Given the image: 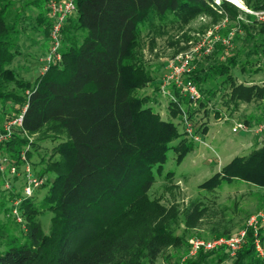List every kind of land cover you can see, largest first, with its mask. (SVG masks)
I'll return each mask as SVG.
<instances>
[{
	"label": "trees",
	"instance_id": "obj_1",
	"mask_svg": "<svg viewBox=\"0 0 264 264\" xmlns=\"http://www.w3.org/2000/svg\"><path fill=\"white\" fill-rule=\"evenodd\" d=\"M51 1L38 0L30 5L39 10L35 21L46 27L48 39L53 26ZM215 1L77 0L76 16H70L63 28L62 62L33 81H26L8 67L17 55L21 30L15 20L8 21L9 4H3L0 105L7 116L3 121L19 116L26 108L22 128L5 145L3 153L20 164L22 151L30 145L28 136L55 131L66 134L68 140L57 148L63 160L51 165L33 161V144L27 151L35 174L45 179L43 187L48 190L42 200L35 196L23 202L25 240L11 239L8 249L0 253V264H157L167 245L177 242L176 230L169 222L155 224L136 219L135 227L125 226L134 214L143 217L141 203L157 177L163 175L169 152L178 154L180 165L196 144L192 138L187 140V133H181L173 121L187 109L190 116L193 114L188 108L190 100L175 86L169 88L172 119H164L148 104L149 98L133 96L148 84L162 92V82L156 85L154 69L147 68L138 54L140 29L151 31L160 25L181 30L207 16V27L219 26L222 37L235 33L234 37L242 40L243 33V39L257 41L259 35L253 54L258 49L264 51V23L224 0L218 5ZM245 5L255 12L264 11V0H245ZM225 49V45L216 43L212 56L196 60L191 79L201 94L211 95L207 87L210 80L224 78L223 83L232 89L229 97L235 106L264 98V87L236 84L232 70L241 66L242 55L240 50ZM210 60L212 64L207 65ZM4 123H0V132ZM195 134H200L199 130ZM237 183L264 191V140L261 147L236 157L199 188L211 194L224 185ZM1 196L0 208L9 212L6 204L15 195L4 191L0 173ZM202 206L203 201L194 200L186 221ZM44 211L53 214L49 234L40 221ZM5 234L0 228V236L4 238ZM230 236L227 229L215 238ZM258 237L264 246V231ZM255 239L254 231L248 230L246 243L234 258L220 248L200 251L186 264H221L229 259L234 260L233 264H264Z\"/></svg>",
	"mask_w": 264,
	"mask_h": 264
},
{
	"label": "rangeland",
	"instance_id": "obj_2",
	"mask_svg": "<svg viewBox=\"0 0 264 264\" xmlns=\"http://www.w3.org/2000/svg\"><path fill=\"white\" fill-rule=\"evenodd\" d=\"M37 1L0 0V9L4 3L8 2L9 4L7 7L8 21L12 23L15 20V24L21 30L17 43V55L8 67L26 81H33L42 73V70L39 72V69L42 68L41 60L47 54L45 48L50 46L46 27L40 26L35 21L39 10L30 6ZM221 1L223 0H216L215 3L218 5ZM224 1L255 16L251 12H256L246 7L245 0H241L244 8L228 0ZM40 16L38 15V17ZM75 16L76 14L72 17ZM255 18L259 23H264V19H259L257 16ZM242 19L245 20L244 17ZM209 22L210 18L205 16L192 21L181 30L172 26L163 28L160 25L151 31L146 28L140 29L138 54L141 55L142 62L147 68L154 69L153 72L157 78L156 85L161 84L167 72L168 63L176 55L189 52L195 46L206 41L207 47L197 59L212 56L214 49L208 50L211 46L210 40L214 38V35L220 37L218 43L226 46L225 52L240 50L242 55L240 63L242 64L232 70L236 84H256L264 87V51L258 49L257 54H253L254 44L260 42V36H257V41L243 39V33H240L242 40L234 37L235 33H231L230 37H222L219 33V26L207 27ZM223 40H229L230 45L229 41ZM228 45L229 47H227ZM211 58L214 60V56ZM219 59L224 60L223 57ZM211 60L207 65L212 64ZM223 80L224 78L210 80L207 87L210 88L211 95L202 94V98L197 104L189 103L188 108L193 113L191 116L188 114L189 110L184 107L183 110H187L181 112V116L178 118L173 119L178 124L181 133L185 132L186 121H190L193 131L199 130L200 141L193 140L196 143L194 150L182 159L180 165L177 163L178 154L174 151L169 152L163 175L157 177L153 189L149 192L146 200L141 203L145 210L143 217H138L136 213L132 219L125 222V226L135 227L136 219H145L151 220L155 224L169 222L170 226L175 228L178 236L177 242L167 245L157 264H186L190 243L193 239H214L215 236L222 235L227 229L231 231V235L235 234L245 226L250 216L264 213V191L255 186L246 183L224 185L211 194L199 188L201 184L219 173L236 157L247 156L257 147H261L264 140V137L254 134H235L232 131L236 123H246L252 127L264 121V98H258L253 103H240L235 106L229 97L232 89L228 84H224ZM156 88L155 85L148 84L145 88L135 91L133 96L149 98L148 104L153 106L164 119H172L169 113L171 98L156 91ZM201 102H204L202 106ZM6 117L3 115V108L0 105L1 124L6 121H3ZM205 128L207 133L203 134ZM27 138L30 148L32 144L34 146L33 149L36 153L34 162L39 163L43 160L44 164L51 165L56 160H63L57 149L60 144L68 140L67 135L63 132L45 131ZM187 140H191V137H188ZM40 168L39 165L35 171L38 173ZM169 172L171 175L167 176ZM21 186V182L17 183L19 190ZM47 190V187L39 189L35 195L36 199L42 200ZM7 198L10 197L7 196ZM196 199L203 201V206L194 211L192 218L186 221L189 206ZM2 200L1 196L0 206ZM6 207L10 211L11 204L7 202ZM52 217L53 214L50 211H44L40 215V221L46 234L50 232ZM1 224L6 231V237L0 236V253L8 249L11 239L18 238V240L24 241L23 233L27 231L8 217V211L0 208ZM233 261V259H229L221 264H233ZM211 264L217 263L213 261Z\"/></svg>",
	"mask_w": 264,
	"mask_h": 264
},
{
	"label": "built area",
	"instance_id": "obj_3",
	"mask_svg": "<svg viewBox=\"0 0 264 264\" xmlns=\"http://www.w3.org/2000/svg\"><path fill=\"white\" fill-rule=\"evenodd\" d=\"M77 0H52L50 3V16L53 21V26L50 31V46L47 54L41 60L42 74L45 73L52 65L62 62L63 57L61 53L63 28L70 16L77 12ZM259 19H264L263 12H251ZM212 35V34H211ZM232 35V34H231ZM211 38V46L208 51L214 49V46L220 40L218 36ZM218 37V38H217ZM227 41V40H223ZM229 41V40H228ZM227 41V42H228ZM226 43V42H225ZM230 45V41L228 42ZM213 45V46H212ZM229 45L227 47H229ZM206 41L200 45L195 46L189 52L176 55L170 60L167 67V72L162 80L161 91L169 98L173 99L169 88L175 86L182 95L187 97L191 103L197 104L202 98V94L194 81L191 79L193 72L196 70L197 57L202 55V51L206 48ZM23 112L13 119L7 120L0 132V173L3 177V189L5 192L14 194V198L10 200L11 208L8 212V217L13 219L15 223L26 228V220L23 215L21 206L27 199L35 197L36 193L45 184V179L35 174L33 165L29 161L27 151L30 150V145L25 148L20 156V164L13 161L9 156L3 153V148L9 143L16 132L22 128L24 113ZM232 131L235 134H254L255 136L264 137V121L253 125L252 127L246 123L235 124ZM185 132L188 137L194 141H200V136L195 134L193 126L190 121L185 123ZM29 137V136H28ZM21 189L17 188V183L20 184ZM19 195V196H18ZM248 230H253L255 233V246L258 254L264 258V246L258 233L264 231V213L252 215L247 220L245 226L237 233L230 237H219L205 240L202 238H195L190 243L188 258L197 256L200 251L212 252L220 248H225L234 258L246 243Z\"/></svg>",
	"mask_w": 264,
	"mask_h": 264
},
{
	"label": "bare ground",
	"instance_id": "obj_4",
	"mask_svg": "<svg viewBox=\"0 0 264 264\" xmlns=\"http://www.w3.org/2000/svg\"><path fill=\"white\" fill-rule=\"evenodd\" d=\"M228 1H230V2H232V3H234V4H236V5H238V6L242 7V8H244L243 3H242L241 0H228Z\"/></svg>",
	"mask_w": 264,
	"mask_h": 264
},
{
	"label": "crops",
	"instance_id": "obj_5",
	"mask_svg": "<svg viewBox=\"0 0 264 264\" xmlns=\"http://www.w3.org/2000/svg\"><path fill=\"white\" fill-rule=\"evenodd\" d=\"M47 51H48V47L45 48V52H47ZM41 64H42V63H41ZM41 70H42V68L39 69V72H40ZM40 74H42V73H40ZM40 74H39V75H40ZM2 225H3V224L0 225V228L3 229V226H2ZM3 230H4V229H3ZM4 231H5V230H4Z\"/></svg>",
	"mask_w": 264,
	"mask_h": 264
},
{
	"label": "water",
	"instance_id": "obj_6",
	"mask_svg": "<svg viewBox=\"0 0 264 264\" xmlns=\"http://www.w3.org/2000/svg\"><path fill=\"white\" fill-rule=\"evenodd\" d=\"M240 7V6H239Z\"/></svg>",
	"mask_w": 264,
	"mask_h": 264
}]
</instances>
